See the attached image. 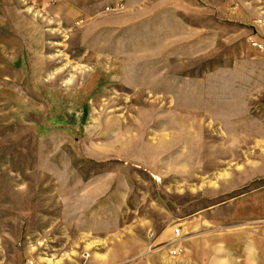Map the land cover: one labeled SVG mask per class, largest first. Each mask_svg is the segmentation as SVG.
I'll return each instance as SVG.
<instances>
[{
    "label": "rangeland",
    "instance_id": "1",
    "mask_svg": "<svg viewBox=\"0 0 264 264\" xmlns=\"http://www.w3.org/2000/svg\"><path fill=\"white\" fill-rule=\"evenodd\" d=\"M170 1L0 0V264H264V0Z\"/></svg>",
    "mask_w": 264,
    "mask_h": 264
},
{
    "label": "crops",
    "instance_id": "2",
    "mask_svg": "<svg viewBox=\"0 0 264 264\" xmlns=\"http://www.w3.org/2000/svg\"><path fill=\"white\" fill-rule=\"evenodd\" d=\"M212 0H191L192 2V6H194V11L196 9V14L199 15L200 14V10L204 9V7H208V5H212L211 3ZM236 1V0H235ZM233 1L235 3V5L238 7L240 6L238 4V1ZM128 5L130 10L136 9V5L139 6L140 10H145V12L147 13L148 11V6L149 4H153V10L157 11V12H168V11H174L170 9V6H176L175 3H170V0H127ZM173 2V0H172ZM240 4H243V7L240 6V11L239 14L236 11H226L228 13H226L227 18L230 20H237L240 18V21H245V15H246V11H248V5L250 3L249 0H240L239 1ZM171 4V5H170ZM205 4V5H204ZM178 8V7H177ZM209 8V7H208ZM181 11H185L182 7L178 8ZM147 16V14H146ZM193 16H195V13H193ZM244 18V19H243ZM263 18V23L261 24V29H263L264 31V17ZM260 18V19H262ZM249 20V19H248ZM239 21V22H240ZM150 234V233H149ZM151 235L153 236L152 238H150L148 241L146 240V238H139V237H132V238H127L126 241L125 239L121 240L118 242L117 238H114L112 240V251H108L105 255H100L98 257H101V259H99V261H94L93 257L91 258V260L87 263V264H119L121 263V259L119 258V252L122 249V242L126 245H129V247L127 248V255L125 256V260L126 261H130L129 264H192L195 252H190L188 251L187 255L182 257L181 259H176V260H171L168 257V253L167 255H165V253H159V252H153L150 251V242H158L160 240H162V238H168V239H172V236L167 237V231L164 232V234L160 235V237L155 236V233L151 232ZM190 245L186 248V250L190 247H193V249L197 252L198 247L195 248V243H193V241H191L189 243ZM194 244V245H193ZM134 248V251H132V249ZM108 254L110 256H108ZM105 257V258H103ZM193 257V258H192ZM118 258V259H117ZM98 260V258H97ZM124 260V261H125ZM125 261V263H126ZM202 262V259H201Z\"/></svg>",
    "mask_w": 264,
    "mask_h": 264
}]
</instances>
